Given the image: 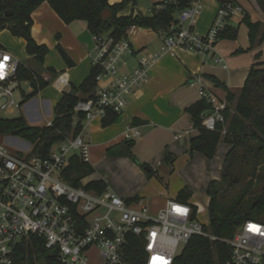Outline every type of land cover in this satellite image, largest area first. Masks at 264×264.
I'll return each instance as SVG.
<instances>
[{
  "label": "built area",
  "instance_id": "built-area-1",
  "mask_svg": "<svg viewBox=\"0 0 264 264\" xmlns=\"http://www.w3.org/2000/svg\"><path fill=\"white\" fill-rule=\"evenodd\" d=\"M174 1L160 0L158 8ZM199 13L197 1L179 11L171 26L175 31L160 33V52L140 57L128 71L120 68L125 66L126 57L135 54L127 38L130 28L118 41L106 35H92L91 66H97L100 73L92 96L75 105L73 125L78 114L84 115L83 122L102 120L107 111L120 115L127 98L147 82L154 61L164 53L183 49L223 66V60L215 54L218 34L233 21L243 19L245 13L235 3L221 5L204 35L193 31L190 24L185 25ZM19 64L0 48V112L20 110L22 93L31 90L28 82L16 79ZM57 81L67 83L61 76ZM17 93L20 100L15 98ZM198 94L210 105L201 126L215 131L218 124H224L227 102L202 86ZM81 132L55 144L43 156L37 155L41 145L38 142L25 141L29 148L26 154H12L0 143V264H19L15 261L17 248L30 236L41 239L45 249L55 252V264H133V260L173 264L195 236L228 244L230 256L225 264H264V222L246 220L232 239L225 241L204 230L208 223L201 224L197 211L188 203L167 200L157 215L151 216L143 199L125 200L107 190L99 195L83 186L71 187L63 179L69 157L77 153L84 162L88 161L89 146Z\"/></svg>",
  "mask_w": 264,
  "mask_h": 264
},
{
  "label": "crops",
  "instance_id": "crops-1",
  "mask_svg": "<svg viewBox=\"0 0 264 264\" xmlns=\"http://www.w3.org/2000/svg\"><path fill=\"white\" fill-rule=\"evenodd\" d=\"M107 1L113 5L122 0ZM159 1L134 0V4H128L120 15L151 16L153 5ZM194 1L199 3L200 13L185 25L190 24L193 31L204 35L221 6L220 0ZM221 1H231L240 6L253 23L264 22V13L256 0ZM30 17L33 40L48 49L40 71V76L48 85L24 102L20 113L28 125L45 127L52 123L54 106L63 93L68 92L71 86L80 85L88 75L92 35L84 21L65 24L47 2L37 6ZM231 26L237 28L236 39L218 40L215 45V54L223 60V66L183 49L164 53L154 61L147 82L127 98L125 109L113 124L102 127L98 119L82 122L81 136L89 146L87 163L94 172L97 164H112L114 169L125 166L133 175L143 178V192L114 181L106 184L107 191L125 200L143 199L150 213L160 210L167 200L176 201L178 192L188 187L192 192L188 204L196 207L198 212V206L193 201L194 195L197 190L206 191L210 181L221 179L223 160L230 145L221 142V151L211 160L198 152L190 154L189 142L199 132L192 127L191 118L185 109L200 100V86L217 99L227 102V93L235 97L239 95L252 66L264 69V41L250 48L248 30L242 19L233 21ZM127 38L135 54L124 59L125 66L120 68L121 71L133 69L142 56L158 54L162 46V34L150 29L131 27ZM57 45L65 51L72 66L66 65L56 49ZM0 48L27 67L29 64L24 63L32 62L25 52V41L13 37L7 29L0 31ZM60 76L66 80L65 85L57 81ZM28 92L25 90V94ZM227 105L232 112V106L228 102ZM124 141L133 142L130 152L145 168L126 156L113 154ZM72 155L80 158L77 153ZM166 156L174 158L172 164L164 161ZM148 170L155 174L149 177ZM94 172L81 183L84 185L103 180L100 177L90 179ZM192 172L199 175L193 177Z\"/></svg>",
  "mask_w": 264,
  "mask_h": 264
},
{
  "label": "trees",
  "instance_id": "trees-1",
  "mask_svg": "<svg viewBox=\"0 0 264 264\" xmlns=\"http://www.w3.org/2000/svg\"><path fill=\"white\" fill-rule=\"evenodd\" d=\"M194 0H175L159 9L160 3L153 5L151 16L137 14L135 16L120 15L128 4L134 0H122L120 3L109 5L107 0H0V31L7 29L13 37L25 41V52L34 64L25 66L19 64L16 79L28 82L31 90L25 94L24 102L34 97L39 90L48 85L40 76L44 56L48 49L45 45H38L31 36V12L42 2H47L50 8L65 23L84 21L91 35H106L118 41L126 35L131 27L150 29L156 33L171 34L172 24H175L176 14L192 5ZM220 5L233 3L219 1ZM264 13V0H256ZM9 13V14H8ZM242 23L248 30L249 47L264 41V22H251L244 15ZM237 28L226 26L218 39L235 40ZM56 49L67 66L72 61L59 46ZM50 72L52 70H49ZM100 73L97 66H91L88 75L78 86H71L63 93L53 109L54 119L50 126L33 127L28 125L22 116L12 119L0 118V134L14 136L29 143H47V153L57 143L66 138L75 137L81 132L84 115L76 116L73 125V109L78 101L92 96L96 86V77ZM226 100L232 106V112L227 107L223 112L224 124H218L215 131H208L201 126L202 116L210 110V105L200 99L185 109L191 118L192 127L199 135L189 142V153L198 152L211 160L221 143L230 145L226 153L222 168L221 179L210 181L206 194L209 198L207 205L208 224L204 230L220 240L232 239L236 229L246 220H257L264 214V69L252 66L245 78L243 87L237 97L227 93ZM119 115L107 111L101 120V126L113 124ZM225 130L222 134L221 131ZM132 141H124L114 150V155L126 156L141 168L130 152ZM164 161L173 163L174 158L166 156ZM93 168L72 155L68 159L63 172L64 181L71 187L83 186L96 194L107 190L103 180L82 184L81 181L93 173ZM155 173L148 170V176ZM192 192L188 187L180 190L176 201L188 203ZM194 211L196 207L192 206ZM138 252V249L137 251ZM230 256L228 244L211 241L207 238L192 237L183 247L181 253L173 260V264H225ZM16 263L19 264H55V252L47 250L43 241L30 236L27 242H22L17 248ZM133 264H143L133 260Z\"/></svg>",
  "mask_w": 264,
  "mask_h": 264
},
{
  "label": "rangeland",
  "instance_id": "rangeland-1",
  "mask_svg": "<svg viewBox=\"0 0 264 264\" xmlns=\"http://www.w3.org/2000/svg\"><path fill=\"white\" fill-rule=\"evenodd\" d=\"M24 64H29V66L34 65L32 62H27ZM23 89H25V87H23ZM15 98L17 100H20V96L18 93L15 95ZM19 116H21L20 110L11 113L0 112V118L12 119ZM0 143L3 144L6 150L12 154H14L16 151H21L23 152V154H26L29 150L25 141L18 137H11L9 135L3 136L0 134ZM221 149L222 148L220 147V145H218L215 155L217 153L219 154ZM191 174L193 175V177L199 175L197 172H192ZM98 177L102 178L106 182V184L114 181L116 183L124 184L130 189L136 190L138 192H143V178L133 175L132 171H129L125 166L121 167V169H114L112 164H97L95 165V172L92 177H90V179H95ZM193 201L195 202L194 204L198 206V212L196 215L197 220L201 224L206 225L208 223V215L206 211L208 196L206 194V191L204 189L197 190L194 195ZM158 211H150L149 214L151 216H156ZM257 220L260 222H264V214L261 215Z\"/></svg>",
  "mask_w": 264,
  "mask_h": 264
},
{
  "label": "water",
  "instance_id": "water-1",
  "mask_svg": "<svg viewBox=\"0 0 264 264\" xmlns=\"http://www.w3.org/2000/svg\"><path fill=\"white\" fill-rule=\"evenodd\" d=\"M9 14V13H8ZM47 148V143L43 142L37 150V155L43 156Z\"/></svg>",
  "mask_w": 264,
  "mask_h": 264
}]
</instances>
